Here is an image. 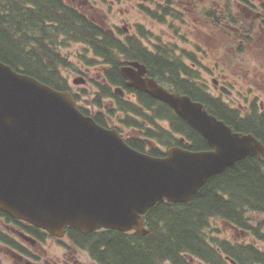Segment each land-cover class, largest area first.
<instances>
[{
    "label": "trees",
    "instance_id": "16d2710c",
    "mask_svg": "<svg viewBox=\"0 0 264 264\" xmlns=\"http://www.w3.org/2000/svg\"><path fill=\"white\" fill-rule=\"evenodd\" d=\"M220 1L224 5L220 6L221 14H214V20L223 22L228 7L230 23L243 28L247 37L241 32L225 37L223 29L216 26L217 38L224 36L226 44L231 42L235 50L232 60L246 52L253 59L261 58L264 66L262 39L256 37L251 25L239 22V15L232 9L233 0ZM257 1L264 8V0ZM139 6L159 23H164L166 17L173 21L182 18L170 0L155 3L151 10L141 3ZM139 33L146 38L155 36L152 48L134 35L115 37L65 0H0V61L57 90H70L84 114L104 127L114 123L134 149L159 157L165 154L164 146L178 145L191 150H205L209 146L167 104L125 85L119 66L131 59L144 63L149 74L171 90L202 102L208 112L234 130L252 133L264 143V110L258 108L256 98H247L245 110L229 106L221 96L209 94L200 76L195 83L191 68L159 36L142 28ZM74 42L86 44L96 56L82 54L79 64L91 65L96 60L103 63L102 78L94 81L91 91L84 88L78 89L79 93L73 91L61 72L75 69L61 51ZM117 85L134 92L135 98L116 95L112 87ZM82 100L86 106L81 105ZM0 217L19 222L1 210ZM143 219L146 234L114 229L83 233L66 227V237L85 249L97 264H264V248L255 243L232 242L212 224L217 220L228 223L264 244V163L259 157L246 156L209 177L189 201L156 202L146 210ZM26 229L42 232L30 225ZM0 241L13 245L1 230Z\"/></svg>",
    "mask_w": 264,
    "mask_h": 264
},
{
    "label": "water",
    "instance_id": "95a60500",
    "mask_svg": "<svg viewBox=\"0 0 264 264\" xmlns=\"http://www.w3.org/2000/svg\"><path fill=\"white\" fill-rule=\"evenodd\" d=\"M119 72L128 86L173 109L209 148L173 145L159 157L138 151L115 128L85 115L69 90L0 61L1 211L58 238L66 227L146 234L143 214L151 205L189 201L209 177L246 156L264 163L257 137L234 130L200 101L145 76L144 64L127 61ZM220 89L230 94L225 85ZM113 91L124 94L121 86Z\"/></svg>",
    "mask_w": 264,
    "mask_h": 264
},
{
    "label": "rangeland",
    "instance_id": "374dc122",
    "mask_svg": "<svg viewBox=\"0 0 264 264\" xmlns=\"http://www.w3.org/2000/svg\"><path fill=\"white\" fill-rule=\"evenodd\" d=\"M85 0H75L74 6L78 7V9L87 14L89 18L97 23H101L103 27H109L114 29L115 37L123 38V36L118 33L117 28H123L124 30L130 28L134 25V34L132 32H125L126 34H132L139 36L138 28H142L144 30L150 31L152 35L160 36L163 40L168 41L171 40L175 43L180 49L181 47L188 49V51H193L194 56L197 61L201 64L198 66L199 71L202 74V80L205 81L207 79L208 89L211 93L218 96L220 92L217 89H214L212 83L210 82L211 76L207 75L205 71V66L211 68L215 74L218 76H225V79H234L235 83V94L234 96V105L238 106L246 103V99L255 96L257 98L258 104H261V108L264 109V86L261 84V80L259 79V75L256 76L257 85L251 84L252 81V72L248 73V78L243 79L239 75H231L230 69L226 66V64H222L223 60H230L233 52H226L227 47L231 44V42L226 44V38L224 36H218V39L222 38L218 43L216 42V33H212L209 31L205 25L203 19L198 15L200 13V8L204 3H201L199 6H195L196 1L194 2V8L189 10L184 14V18L186 21H173L169 17L165 18L164 23H159L156 19H150L149 15L142 10L139 6L142 5L147 6V10H151L152 7L149 6V2L147 0L144 2L142 0H91V4L85 3ZM250 2H256V0H249ZM66 2H70V0H66ZM70 4V3H69ZM248 2L243 0H233L232 9L234 13L239 15V22L244 18L250 22L253 27H257L259 20L257 18H252V11H250V7L247 5ZM224 5L220 0H205L204 11L207 14H221V7ZM177 6V5H175ZM217 6V10L215 7ZM178 7V6H177ZM244 8V9H243ZM249 12L250 14L245 17L244 13ZM147 17H146V16ZM209 16V15H208ZM253 20V21H252ZM166 22V23H165ZM169 22H173L171 25ZM209 24V23H208ZM238 26V25H237ZM224 33V32H223ZM186 36V38H185ZM155 37L151 38V41L154 40ZM143 43L152 48L151 42H149L146 38L142 39ZM214 45V46H212ZM67 47H63L61 51L67 54L72 66L75 68H70L68 70H61L62 74L67 78L70 85L72 86L73 91L79 93L78 89L84 88L87 91L92 90V85L94 81L101 80V71L103 67V63L100 60H96L91 65H81L78 63L80 55H85L86 57L94 58L96 57L89 47L87 49V45L83 43H71L70 45H66ZM212 46V47H211ZM199 49V50H198ZM217 50V53L215 51ZM178 53L182 52L178 50ZM249 58V57H248ZM261 58L250 59L249 60L256 65H259ZM240 57H237V60L233 62H228L235 67H240ZM187 63L190 62L189 59L185 58ZM215 62L218 63V69H213ZM264 73V67H261ZM82 73H80V72ZM259 72V71H258ZM78 76H82L85 80L84 83L75 85L72 83V80ZM264 78V74H261ZM233 81V80H232ZM260 86L261 92H256L255 87ZM70 86V87H71ZM252 89L253 92L249 93L248 90ZM238 91V92H237ZM246 96V98H245ZM225 97V96H224ZM227 98V97H225ZM85 99V98H83ZM81 105H84L83 100L80 102ZM239 107V106H238ZM162 123V122H161ZM213 225H216L220 230L221 236H225L232 242H253L256 243V240L248 233V232H240L231 227L228 224H216L212 221ZM61 240L67 246L75 247L77 251L74 250L78 260L81 261V264H93V259L90 255L87 254L86 251L81 250L80 247L76 246L68 237L62 236ZM56 244L55 240L48 239L45 242V246L50 248L51 254L54 252L61 253V248L59 246H54ZM258 244L261 247H264L263 244ZM3 245L0 244V255H3ZM8 262L11 263V259H8Z\"/></svg>",
    "mask_w": 264,
    "mask_h": 264
},
{
    "label": "flooded vegetation",
    "instance_id": "af4514ba",
    "mask_svg": "<svg viewBox=\"0 0 264 264\" xmlns=\"http://www.w3.org/2000/svg\"><path fill=\"white\" fill-rule=\"evenodd\" d=\"M74 1L75 0H70L69 3L74 6ZM151 1L153 3H158V0H151ZM199 1L203 2L204 0H199ZM84 2L88 3V4L92 3L91 0H85ZM173 2L176 5L182 7L183 9L189 10L192 8V4L194 3V0H173ZM225 9H226V14H225L226 18L229 20V17H230L229 8L225 7ZM249 10L252 11V13H251L252 18L253 19L257 18L259 20V22H258L259 37H261V39L264 42V10H262V9H258V10L249 9ZM260 10H262V11H260ZM249 14H250L249 12H245L244 16L247 17ZM208 15H209V19H210V22L208 24V34H209V31L214 34V27H215L214 15H213V13L208 14ZM134 28H135L134 25H132L130 28H127L125 30L123 28H117V30H118V33H120L122 36H124V35H130V34L125 33L127 31L132 32L134 34ZM222 28L228 34L230 33L231 29H233V27L227 21L222 24ZM108 31L114 33L113 28H110V29L108 28ZM114 36H115V33H114ZM185 38H186V36H185ZM161 41L164 45H168L169 47H171L174 52H177L176 55L179 57V59H181L187 67L191 68L192 75H193V81L195 83H197L198 77L199 76L202 77V74L198 69V62H197L196 57L194 56L193 51H188V49L181 47L179 49V51H181L182 53L179 54L178 53V47L175 43H173V41H171V40L165 41L162 38H161ZM86 48L89 49L88 46ZM262 48L264 51V44L262 45ZM185 58L189 59L190 62L187 63L185 61ZM131 60L135 61L137 59H131ZM227 61L230 62V60H227ZM120 66H122V65H120ZM261 67H264L261 59H260V63L258 66L255 63L251 62L246 54L243 55V58L240 61L239 72L232 70L230 64L228 65V68L230 69L232 75L235 76L238 74L243 79H247L248 73L251 71L253 74L251 84H253V85H257L258 82L256 80V76L259 75V77L261 78L260 83L263 84V86H264V78L261 76V74H264V73H263V70L261 69ZM214 68H215V64L213 66V69ZM146 69H147V73L145 74V76L152 77L149 74L147 67H146ZM205 71L207 72L208 76H211L212 78L216 77V75L212 69L210 71H208V70H205ZM218 79H219L218 83H217L216 87H214V89L218 90V87L221 84H223L230 89L231 94L228 96V95H225V94L220 92V94L217 97L220 98V96H221V98L231 107H238L239 106L240 109L245 110L248 106L247 101L245 104H241L238 106L234 105V96L233 95L235 94L236 90H235V87L232 84V82L230 80H225L223 77H220ZM127 87H129V86L127 85ZM129 88H131V87H129ZM132 89L138 90L135 88H132ZM249 91L251 93L253 92V90L251 88L249 89ZM255 91L261 92L259 85L255 87ZM211 94H213V93H211ZM124 95L127 98H134L135 97L134 92L127 93L125 91ZM224 96L227 98H225ZM258 106H259V108L262 107L260 103L258 104ZM164 122L167 123L166 121H164ZM112 124L108 127H112L113 126ZM259 140L262 142L261 139H259ZM262 144L264 145L263 142H262ZM17 221H19V220H17ZM0 226H2L6 231L9 232V238L13 241V245L2 243L4 250H3V255L2 256L0 255V258H1L3 264H81V261L78 260L76 254L74 252V250L77 251L75 249V247L67 246L66 244L63 243V241H61V239L56 238V237L51 238V239H55L59 243L57 246H59L61 248V253L59 254L57 252H54L51 254L50 248H47L45 246V242L48 240V234L42 229H40L42 232L35 231L34 229L28 230V229H26V226H28V225L24 224V222H22V221H19V222L11 221V220H5L4 221L3 219H0ZM230 226L237 230V228L235 226H233V225H230ZM16 230H22L23 232L27 233L29 236H31L34 239V241L30 242L26 239H22L20 236H18V234L14 233ZM65 235H66V232H65ZM15 242L17 243V245L14 244ZM81 250L86 251L83 248H81ZM87 254H88V252H87ZM9 258L11 259V263L8 262ZM92 261L94 262L93 264H97L94 260H92Z\"/></svg>",
    "mask_w": 264,
    "mask_h": 264
}]
</instances>
